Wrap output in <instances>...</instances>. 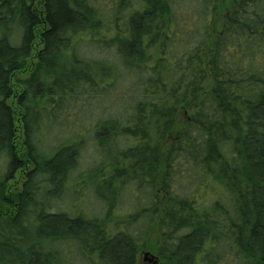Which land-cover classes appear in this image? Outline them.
<instances>
[{
    "label": "trees",
    "instance_id": "1",
    "mask_svg": "<svg viewBox=\"0 0 264 264\" xmlns=\"http://www.w3.org/2000/svg\"><path fill=\"white\" fill-rule=\"evenodd\" d=\"M157 219L158 264H264V0H0V264H138Z\"/></svg>",
    "mask_w": 264,
    "mask_h": 264
},
{
    "label": "rangeland",
    "instance_id": "2",
    "mask_svg": "<svg viewBox=\"0 0 264 264\" xmlns=\"http://www.w3.org/2000/svg\"><path fill=\"white\" fill-rule=\"evenodd\" d=\"M24 74V73H23ZM208 83H209V81H208ZM187 114V110L185 109H182L181 111H180V113H178V118H179V120L180 121H182V120H184V118H185V115ZM182 123V122H181ZM168 144H169V139L167 138V140H166V143H165V147L166 146H168ZM20 179H17V180H15V181H19ZM12 184V181L10 182V185H9V190H11L12 191V189H14V186L13 185H11ZM8 191V190H7ZM71 192V191H70ZM47 198H48V194L47 193H40V195H39V200L40 201H46L47 200ZM63 199H65V198H63ZM80 199V198H79ZM85 199H86V197H85ZM85 199H82V200H79V203H78V207L80 206V204L81 203H83L84 201H85ZM60 202L59 203H61L62 204V207H63V209H67L66 211H68V210H70V209H73L74 210V205L73 206H70L69 204H65V203H62V202H64L65 200H59ZM97 198H96V196H90L89 198H88V202H87V204L89 205V206H92V207H96V204H97ZM132 205V204H131ZM60 209H62V208H60L59 206L57 207L56 205L53 207V211H56V212H58ZM99 209V208H98ZM71 211V210H70ZM75 211H77L76 209H75ZM88 212H90V213H92L93 212V210L91 211V210H88ZM103 212V211H102ZM95 213V212H94ZM110 218L112 219L111 220V222L109 223V226H111V227H109V228H112V226H114V220L116 219L115 218V216H110ZM159 242H160V232H159V221H158V219L156 220V222L153 224V228H152V230H151V232H150V234H149V238H148V241H147V243H146V245H145V248H144V250L145 251H141L139 254H138V264H149L150 263V261L146 258L147 256L145 255V254H157V252H158V250H159Z\"/></svg>",
    "mask_w": 264,
    "mask_h": 264
},
{
    "label": "flooded vegetation",
    "instance_id": "3",
    "mask_svg": "<svg viewBox=\"0 0 264 264\" xmlns=\"http://www.w3.org/2000/svg\"><path fill=\"white\" fill-rule=\"evenodd\" d=\"M141 251H145L144 249L140 250L139 253ZM147 257V259L150 261L149 264H158L159 263V259H160V256L159 254L157 253L156 255L155 254H145ZM56 264V263H54Z\"/></svg>",
    "mask_w": 264,
    "mask_h": 264
}]
</instances>
